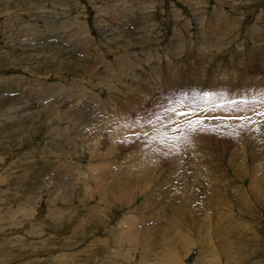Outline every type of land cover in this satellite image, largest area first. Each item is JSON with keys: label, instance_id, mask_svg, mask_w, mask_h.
I'll return each instance as SVG.
<instances>
[{"label": "rangeland", "instance_id": "rangeland-1", "mask_svg": "<svg viewBox=\"0 0 264 264\" xmlns=\"http://www.w3.org/2000/svg\"><path fill=\"white\" fill-rule=\"evenodd\" d=\"M163 262L264 264V0H0V264Z\"/></svg>", "mask_w": 264, "mask_h": 264}, {"label": "bare ground", "instance_id": "bare-ground-1", "mask_svg": "<svg viewBox=\"0 0 264 264\" xmlns=\"http://www.w3.org/2000/svg\"><path fill=\"white\" fill-rule=\"evenodd\" d=\"M75 68H78V64L77 65H75ZM82 91V90H81ZM71 97V96H70ZM81 97H82V95H81ZM80 98V97H79ZM97 102H100V100L99 101H97ZM63 103V102H62ZM96 104H98V103H96ZM107 104H108V102H107ZM52 106V105H51ZM99 106V105H98ZM103 107V110L105 111V107L104 106H102ZM51 108V107H50ZM50 108H48V107H46V106H43V107H41L40 108V110L39 111H37L38 112V115L40 116V117H42V118H44V121L48 124V123H50V121L52 120L51 118L53 117V121L56 123V124H59L58 122H60V121H62V122H64V123H66V124H68V125H71L70 124V122H74V115H72V110H70L69 108H67V107H64V109L63 108H59V110H56L55 109V111L56 112H53V110L51 109V110H49ZM7 109V108H6ZM63 109V110H62ZM69 109V110H68ZM73 109V108H72ZM108 109V108H107ZM102 110V111H103ZM40 111H42V112H44V115H40L39 114V112ZM36 112V113H37ZM93 114V113H92ZM91 118V117H90ZM76 121V120H75ZM50 125V124H49ZM52 130H53V128H52ZM65 133V132H64ZM72 133V132H71ZM75 134V133H74ZM65 150V149H64ZM203 157V156H202ZM201 157V158H202ZM204 158V157H203ZM200 160V159H199ZM201 161H203V160H201ZM200 161V162H201ZM140 163V162H139ZM142 164V163H141ZM139 165V164H138ZM135 166H136V164H135ZM140 167V169H138V171H136L135 172V174H137V175H139V176H141V177H136V175L135 174H133V178L131 177V176H129L128 175V173H125V175L124 176H122L121 178H117V180H118V182L119 183H122V184H124V185H122V186H119V188L120 189H128L129 190V193H128V195H131V199L132 200H136L137 198L136 197H134V194L136 193H133L132 191H131V189L133 188V190H134V186H136L137 188L136 189H140L141 187L142 188H144L145 186H147V185H149V182L151 181L150 180V175H148L145 171H144V169H146V167H144V165H142V167L141 166H139ZM214 168V167H213ZM131 170H133V169H131ZM143 170V173L144 174H141L140 172ZM134 171V170H133ZM236 171V174H237V176H239V177H241L242 178V172L240 171V170H235ZM139 173V174H138ZM130 174V173H129ZM154 176V175H153ZM160 184V183H159ZM158 186V185H157ZM249 187L250 188H248V189H246L245 187H238L237 188V191L238 192H240V195H238V196H241V197H238V199H240V200H242V201H244V203L246 204L248 201H247V198L246 197H248L249 196V193H252L253 194V192H252V185L250 184L249 185ZM196 189V188H195ZM208 189V188H207ZM206 189V190H207ZM189 190V189H188ZM199 190V189H198ZM204 190V189H203ZM205 190V191H206ZM200 191V190H199ZM247 191H248V196H246L247 195ZM254 191V190H253ZM139 192V191H138ZM195 192H196V190H195ZM194 191H192V190H189L188 192L186 191L183 195H181L180 197H178V199H176L175 200V202L174 203H170V209H173V210H176V212H173V211H170V210H168V213L167 214H169L170 216H171V219L169 220V222L170 223H172L173 225H172V227H170V228H174L176 225H178V229H180L181 228V226H183L184 227V229H185V232H182V233H180L179 232V230H178V235H176L175 237H173V238H175V241H179V242H186L187 240H190V233H191V227L192 226H189V223H191V224H193V222H194V220L197 218V217H199V216H201V215H205V217L206 218H208L209 216H210V210H209V208H210V205L207 203V201L205 202V196L200 192L199 194H197V193H195ZM141 193H144V192H141ZM140 192H139V194H141ZM234 193L236 194V191L234 192L233 191V195H234ZM251 194V195H252ZM237 195V194H236ZM192 196V197H191ZM180 203V205H178ZM196 203H199V208H197L196 206H195V204ZM190 211H193L194 212V214L193 213H191ZM162 212V211H161ZM173 212V213H172ZM163 213L165 214V211L163 210ZM162 215V217L164 218V216H163V214H161ZM181 221V222H180ZM188 222V224L186 223V222ZM200 224V232L203 234V235H205L204 233H206V224L204 223V222H201V223H199ZM217 225V224H216ZM141 232L142 233H144L145 232V230H141ZM215 237L218 239V235L215 233ZM192 241V240H191ZM218 243H221V240H219V241H217ZM189 243V242H188ZM187 243V244H188ZM175 246V245H174ZM187 246V245H186ZM188 246H190V245H188ZM167 247H169V248H167ZM167 247L166 248H162V249H160V252H161V254L160 255H162L161 257L162 258H164L165 259V257L166 258H168V261H173V262H175L176 260H175V258L177 257V253L175 254V252H173V250H171L170 249V243H168V245H167ZM173 249V248H172ZM176 249H178V251H179V246H177V248H175V250ZM134 250V247H132L131 249H127L126 250V253L125 254H120V251H116L117 252V255L118 256H123V257H127V258H129V259H131L132 257H131V251H133ZM136 250H137V247H135V252H136ZM187 250V249H186ZM198 250L201 252L198 256H199V258L201 257V256H203V255H205V252H204V247L202 246V245H199L198 246ZM169 251H171L172 253H173V257L172 256H170V254L168 253ZM103 252H104V250H103ZM180 252V251H179ZM178 252V253H179ZM187 252V251H186ZM140 255H141V258H144L145 256H146V254H145V252L144 253H141L140 252ZM157 255H159V254H157ZM180 256V255H179ZM182 256V255H181ZM175 257V258H174ZM178 258V257H177ZM176 258V259H177ZM183 258V257H182ZM179 259H180V257H179ZM165 261H167V260H165ZM206 262H208L207 260H205ZM212 261L213 262H215L216 263V261L214 260V259H212ZM106 262H109V259L107 258L106 259ZM178 263V262H177ZM176 263V264H177ZM202 263V262H201ZM200 263V264H201ZM162 264H167V262H163ZM168 264H170V263H168ZM203 264H205V262L203 263Z\"/></svg>", "mask_w": 264, "mask_h": 264}]
</instances>
